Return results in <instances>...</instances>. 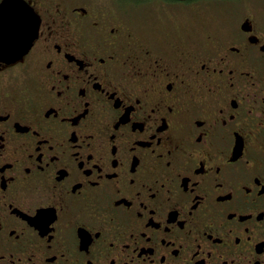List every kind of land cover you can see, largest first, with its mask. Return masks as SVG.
Here are the masks:
<instances>
[{
    "label": "flooded vegetation",
    "instance_id": "af4514ba",
    "mask_svg": "<svg viewBox=\"0 0 264 264\" xmlns=\"http://www.w3.org/2000/svg\"><path fill=\"white\" fill-rule=\"evenodd\" d=\"M23 1L0 264H264V0Z\"/></svg>",
    "mask_w": 264,
    "mask_h": 264
},
{
    "label": "water",
    "instance_id": "95a60500",
    "mask_svg": "<svg viewBox=\"0 0 264 264\" xmlns=\"http://www.w3.org/2000/svg\"><path fill=\"white\" fill-rule=\"evenodd\" d=\"M23 0L0 2V61L20 58L29 47L33 33L27 31L29 18Z\"/></svg>",
    "mask_w": 264,
    "mask_h": 264
}]
</instances>
